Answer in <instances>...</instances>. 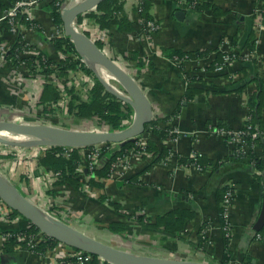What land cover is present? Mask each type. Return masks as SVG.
I'll return each instance as SVG.
<instances>
[{
	"label": "crops",
	"instance_id": "obj_1",
	"mask_svg": "<svg viewBox=\"0 0 264 264\" xmlns=\"http://www.w3.org/2000/svg\"><path fill=\"white\" fill-rule=\"evenodd\" d=\"M151 1L153 21L159 23L160 29L148 33L144 30L137 0H125L124 3L125 11L135 23L133 30L119 31L116 25L104 28L109 29L111 37L108 54L119 62L129 60L127 69L148 95L153 106V119L161 127L170 123L179 129L175 137L169 134V138L156 141L159 148H170L169 158L154 162L151 167L153 156L135 158L128 167L111 171L109 178L98 177L100 185L92 184L96 194L84 191V182L81 189L59 181L47 187L38 170L42 166L41 157L38 156L35 162L30 159V152L36 148L8 145V148L17 151L18 159L13 165L16 155L4 152L0 156V170L8 173L16 169L22 178L20 184L27 186L36 201L42 202V198H45L41 206L79 229H91L86 231L110 245L150 255H157L154 253L156 250L160 256L215 264H221L227 252L226 231L221 222L217 193L224 186H230L234 192V204L229 214L232 227L228 237L230 264H241L247 258L253 264H264V226L259 231L255 229L264 201V172L260 175L255 167L231 165L226 170L213 173L179 162L181 156L192 157L197 152L213 160L232 153L235 144L226 137L212 134L209 126L222 121L230 129L242 128L249 113L248 99L258 90V83L253 81L242 90H235L229 85L227 75L216 76L212 74L217 73L215 67L210 72L207 67H210L220 51L235 48L241 58L228 65L225 72L230 73L229 77L238 79L243 74L237 71L245 67L247 73L258 74L264 85V16L261 17L258 12L264 8V0H207L218 8L217 13L213 7L199 12L177 8L174 0ZM1 5L0 18L6 13ZM181 10L185 11V15L179 18L175 14ZM91 11L84 17H88L92 24L99 25L89 16ZM34 17L47 30L50 28L53 19L47 2L35 7ZM28 35L32 43L49 58H59L48 35L47 39L42 37L44 35L40 31H29ZM234 36L238 42L233 47L231 41ZM251 36L253 38L250 40ZM15 37L9 24L0 21V43L10 44ZM163 48L209 52L199 61L185 62L181 69L172 57L163 52ZM12 71L11 65L0 67V119L23 116L31 111L32 102H37L36 99L43 101L40 87H36L38 91L31 90L25 81L13 78ZM195 76L202 79L191 81ZM76 86L79 88L80 85ZM190 86L201 88L202 91L193 100L187 101L185 95ZM179 103H182L180 107ZM175 111L177 114H174ZM133 118L132 108L129 116L121 119L133 121ZM84 150H79V153ZM256 151L259 155L263 154L262 148H256ZM87 173L84 168L81 177L84 178ZM136 174H139L138 182H130L128 179ZM112 202L120 204L122 210L116 209ZM137 207L141 209L140 213L152 216L186 208L194 216L174 236L163 229L130 221L123 211ZM117 220L129 221V230L110 233L105 229L108 223ZM23 224L24 221H0V230L18 229ZM161 250L165 252L161 253ZM0 264L57 263L47 254H38L23 247L5 253L4 241L0 238ZM99 264L106 263L100 261Z\"/></svg>",
	"mask_w": 264,
	"mask_h": 264
},
{
	"label": "trees",
	"instance_id": "obj_2",
	"mask_svg": "<svg viewBox=\"0 0 264 264\" xmlns=\"http://www.w3.org/2000/svg\"><path fill=\"white\" fill-rule=\"evenodd\" d=\"M17 0H0L1 6L8 10L10 9ZM47 2L50 7V15L53 19V21L57 24H63L62 18H61V4L64 3V0H50V1H44ZM125 0H103L98 6L97 11H91L89 13V16L91 18H94V20L99 24L100 27H111L112 25H116L119 29V31H131L134 29V21L130 18L128 13L125 11L124 7ZM193 3V0H189V4ZM151 6L152 1L151 0H141V16L144 19V21L153 20V15L151 13ZM209 7H213V10L215 13L218 12V8L215 5H211L210 2H207V0H203L201 2H197L194 5H192L193 10L196 11H204L205 9H208ZM264 11V8H263ZM264 16V12H263ZM82 17V15L79 16ZM264 18V17H263ZM7 23V22H6ZM254 34V32H252ZM21 38L22 37H15L14 41L12 43V48L10 52L8 53V58L12 60V62L17 65L20 63L21 59L18 57L17 52L21 48ZM250 38V37H249ZM253 37L251 36L250 40ZM249 40V42H250ZM238 42V39L236 36L232 38L231 45L236 46V43ZM55 50L59 54V57L64 54L68 53H77L76 48L73 44V42L66 36L64 37H58L53 40ZM251 45V44H250ZM235 53H237L236 57L241 58L240 53L235 49ZM163 52L169 56L172 57V59L175 60V58H185L192 56L193 54L196 57L203 58L206 56V54L209 52V50L205 51H184L182 49H174V48H163ZM42 55L47 56L43 52H41ZM224 52L220 51L218 53V56L211 62L210 67L208 68V71H214V67H216L217 63H221L222 56ZM135 56L136 53H133ZM28 63H33L32 59H27ZM55 59H48V63L54 62ZM177 60V63L179 64V67L181 69L184 68V63L187 61H182L179 63ZM139 63L142 64V60L139 59ZM176 61V60H175ZM60 66H61V73L63 75H69L70 72L82 69L86 73L93 74L95 77L94 84L87 90V96L84 97L80 90L78 88L72 86L67 87V92L71 96V100L69 103V111L71 113H74L75 115L84 118V119H92L99 117L100 119L104 120L107 123L114 122V127H120V119L122 117H127L132 111V106L119 99L117 95L113 94L108 88L104 85V83L95 75L94 70L85 64H81L79 60H74L73 58L67 56L60 59ZM225 70L217 71V73H212L218 75H227V78L229 80V85L235 89V90H242L247 84L250 82H257L258 83V90L250 96L248 99L247 105L249 108L248 116L249 118L245 122L244 130L248 131V134H246L244 137V140L247 144H255L256 148H262L263 154L259 155L257 154L256 149H249L247 152H244L240 147L241 145L236 144L233 148V151L230 155L213 160L210 157H207L205 154L202 153H196L193 157H186L181 156L179 158V162L182 164L187 165H198L202 171L204 170H211L213 173H217L218 171L226 170L229 166L234 167H255L257 169H260L264 172V117L262 116V110L264 107V85L259 78L258 74L254 73H247L246 68H241L239 71L242 73V77H239L238 79H235L236 77H229L230 73L225 72ZM234 72V73H237ZM202 77L191 78V81L194 80H201ZM67 80V79H66ZM65 82V81H64ZM202 91L201 88L190 86L187 88L185 99L193 100L200 92ZM60 97V92L57 89L56 86L53 84H47L45 88L43 89L42 94V100L48 101V100H57ZM182 103L178 104V107H180ZM174 114H177V111L174 112ZM248 125L250 126L248 128ZM217 127H225L229 128L228 125H226L224 122L219 121L216 125ZM174 128V126H171L169 123L165 127H161L160 123L157 120L152 121V125L149 126L143 134L146 141H147V148L146 152L147 154H150L154 157L153 163L149 167H151L154 162H161L166 161L169 155L171 154V150L169 147H163L159 148L156 145V141L159 139H166L169 138L170 130ZM253 133H258V136L256 138L252 137ZM109 144V143H105ZM96 146V145H95ZM95 146H89V147H83L87 149L94 148ZM137 146V141L135 140H129L124 142L122 146V150L119 152L112 153L106 160V162L98 169H95L92 173V176L97 177H104L109 178L112 171V165L114 162H116V159L118 157H125L131 150L135 149ZM78 148H74L70 151L69 155H65L64 147L63 146H52L49 149L46 150V153L44 156L40 159V164L48 169H52L55 171L60 172L61 179L58 180L59 182L69 183L76 189H81L83 185V179L81 175L78 173L77 168L80 164L83 163V160L81 158V155L79 153ZM105 150V149H104ZM147 154H144V157L147 156ZM139 174H136L129 178L128 180L130 182L136 183L138 182ZM57 181V182H58ZM91 184L100 185L98 180H96V177L91 178ZM228 186H224L222 189H220L217 193V199L219 203V212L221 217V222L224 225L225 219L223 217V206L222 202L224 200V195L227 191ZM114 203V202H112ZM116 209H120V204H113ZM122 210V209H120ZM141 209L139 207L132 208L129 210H124L123 212L126 213V216L130 218V221L137 222L140 225L147 226V227H153V228H160L163 229L165 232L172 234L174 236L178 235L181 230L184 229L186 223L188 220H190L194 213L186 208L176 209L173 211H170L167 214H158L155 216L147 215L146 213H140ZM15 213L12 214L11 219L15 218L16 216H21L23 221L29 222L26 218H24L21 214H19L17 211H14ZM130 228V222L125 220H117V221H111L106 225V230L110 233H121V232H127ZM40 231L35 225H33L30 222V225L27 228L20 229V230H10L8 233L9 235L7 237V240L4 242V252L5 253H11L16 248V237L13 236V234H20L24 235L25 241L22 242V247L29 249L28 245V239L34 235H37ZM44 239L41 240L36 246H34L32 251L42 254L45 251H47L50 248L55 247L59 241L47 236L43 235ZM202 240V239H201ZM203 241V240H202ZM225 245H226V251L224 253V257L221 261V264H230L231 255L229 250V238L225 236ZM78 250V249H77ZM89 256L92 257V260L89 262V264H99L101 259H99L97 256L89 254ZM106 264V261H103ZM241 264H253L250 258H247V260L243 261Z\"/></svg>",
	"mask_w": 264,
	"mask_h": 264
},
{
	"label": "built area",
	"instance_id": "obj_3",
	"mask_svg": "<svg viewBox=\"0 0 264 264\" xmlns=\"http://www.w3.org/2000/svg\"><path fill=\"white\" fill-rule=\"evenodd\" d=\"M44 1H50V0H17L15 4L8 10H6V13L3 17L0 18L1 22H7L10 26L11 31H13L16 35V37H22L21 38V48L18 50L17 55L21 59L20 63L15 65L10 58H8V53L10 52L12 48V43H0V67H4L6 65H11L13 67L12 76L15 79H18L20 81H25L27 83V87L31 88V90L37 89L36 87H40V90H43L47 84H53L57 87V89L60 92V97L57 100H52L47 102H41L39 99H36L37 102H32L33 107H31V111H28L27 113H24L23 116H16L15 118H22L21 122L26 123H48L53 124L54 122H60L61 120L66 121L68 125L71 126L70 122L80 127L78 129L84 128L85 130H95V131H108V130H115V129H121L125 126H129V123H132V121H129L127 119H120V127H114V124L107 123L106 125H99L96 122H93L92 120H87L84 118H81L74 113H71L69 111V103L71 100L70 94L67 92V87H77L76 85H80L83 91H85L84 97L87 96V90L94 84L95 77L93 74L86 73L82 69H78L75 71L70 72L69 75H63L61 73V66H60V59L63 57H71L74 60H79L81 64H85L89 66L86 61L81 57V55L77 53H68L61 55L58 59H55L54 62L48 63V56L42 55L41 51L38 47H36L32 40L29 38L30 36H27V32L29 31H40V33L44 36H42L44 39L49 36L52 41L58 37H64L66 36L63 28V24H57L54 21H52V25L47 30V28L38 21H36L34 17V9L37 7L40 3ZM77 0H70L69 3H66V0H64V3L61 4V7L68 6L69 4L76 2ZM175 5L177 8L181 9H191L192 5H194L197 2H201L203 0H193V3L189 4V0H174ZM136 5L139 8V11H141V0H137ZM97 10V7L94 9ZM93 10V11H94ZM260 16L263 15V9L258 10ZM88 13V12H87ZM87 13L82 14L83 17H79L74 21L75 26L78 30L86 33L94 42L100 43L101 48L108 54V49L110 47L111 43V37H110V31L108 28L100 27L99 25H96L95 23L92 24L88 17H84ZM141 23L143 25L144 30L148 32L156 31L160 25H158L155 21L149 20L144 21L142 18ZM67 37V36H66ZM48 38V37H47ZM46 38V39H47ZM224 54L222 56L221 63H217L215 69L217 71L225 70V68L237 60V53H235L234 49H230L229 51H223ZM109 55V54H108ZM110 56V55H109ZM124 58V57H123ZM27 59H32L33 63H28ZM125 59V58H124ZM176 62L178 58H175ZM201 58L196 57L195 55L187 56L185 58H182L178 60L179 63L182 61H199ZM117 61V60H116ZM121 66H123L127 71V67L129 66V60L125 59L124 62L117 61ZM128 64L126 65V63ZM133 74L132 72H130ZM67 79V80H66ZM65 81V82H64ZM116 90H118L120 93L126 94V91L123 87H120L110 83ZM38 91V89H37ZM40 93V92H39ZM50 107V108H49ZM47 108V109H46ZM58 110L61 112L58 113ZM14 118V119H15ZM67 118V119H66ZM249 116H247V119ZM4 119H11V118H4ZM19 121V120H17ZM70 121V122H69ZM105 123V122H101ZM99 127H103L104 129H101ZM244 127H246L244 125ZM244 127L240 129H230L225 127H217L216 125H210L209 131L212 134H217L222 137H226L227 140H229L233 144L241 145V149L244 152H247L249 149H256L255 144H247L244 140V136L248 134V131L244 130ZM250 126L248 125V128ZM179 129L172 128L170 130V135H177L179 133ZM258 136V133H253L252 137L256 138ZM137 146L136 151L135 149L131 150L125 157H118L116 159V162L112 165V171L117 170L118 168L122 167H128L130 162L135 158H142L144 154H147L146 148H147V141L146 138L143 135H140L136 138ZM122 143H109V144H99L96 145L94 148H78L80 150L85 149L83 152H80L81 158L83 160V163L80 164L77 168L78 173L81 175L84 171V168L87 169L88 173L84 176L83 182V189L86 191H93V186L91 182L92 177H96V180L98 179L97 176H92V173L95 169L100 168L107 160V158L115 152H119L122 150ZM39 147V148H38ZM64 147V154L69 155L70 151L74 149V147L69 146H63ZM33 148H36V150H32L30 152V156L35 157L38 159L39 157H42L45 155L46 150L50 148V146H35ZM38 149V150H37ZM105 149V150H104ZM6 153H12L16 154V150L8 148L7 146H0V156ZM196 153L193 155L195 156ZM192 156V157H193ZM147 157H151L150 154H147ZM14 164L17 162L16 157H13ZM169 158V157H168ZM167 158V159H168ZM200 169L198 165H193ZM46 168V167H45ZM48 173L47 175H50L53 179L50 184L56 183L58 180L61 179V174L58 171L52 170V169H45ZM1 171V170H0ZM258 174H263V171L260 169H257L256 171ZM6 176L11 180L7 174ZM12 181V180H11ZM13 182V181H12ZM14 183V182H13ZM15 184V183H14ZM21 185V184H20ZM17 186V185H16ZM18 187V186H17ZM19 188V187H18ZM84 190V191H85ZM97 192H94L92 194H96ZM43 202V199H42ZM234 204V192L230 186H228L227 191L224 195V201H223V217L225 219V224L223 225L224 230L226 231V236L230 237L231 235V223L229 221V214L230 210ZM43 207V206H42ZM49 212V211H47ZM15 213L11 208H9L3 200L0 198V221L3 223H10L11 220L15 221H23L21 216H16L15 218L11 219L12 214ZM51 213V212H49ZM54 215L53 213H51ZM56 216V215H54ZM25 224L21 228H18L17 230H22L24 228H27L30 225V222L24 221ZM15 230V229H10ZM9 229L7 230H0V238L5 242L7 240V237L11 235L8 233ZM45 235L43 232H39L37 235H34L28 239V245L29 249H32L34 246H36L41 240L44 239ZM13 236L16 237V248H22V242L25 241L24 235L20 234H13ZM42 254H47L50 257L54 258L55 263L57 264H89V262L92 260V257L89 256V253L77 250L71 246H68L62 242H59L55 245V247L48 249ZM103 261V260H102Z\"/></svg>",
	"mask_w": 264,
	"mask_h": 264
},
{
	"label": "water",
	"instance_id": "obj_4",
	"mask_svg": "<svg viewBox=\"0 0 264 264\" xmlns=\"http://www.w3.org/2000/svg\"><path fill=\"white\" fill-rule=\"evenodd\" d=\"M103 0H77L63 7L61 18L66 36L73 42L76 51L94 70L95 75L119 99L129 103L134 109L132 123L124 128L95 131L73 129L48 123H26L15 119H0V133L10 132L21 139H5L0 142L19 147L69 146L83 148L105 143H122L135 140L152 125L153 106L137 79L109 56L86 33L77 29L74 21L82 14L94 10ZM181 18L185 11L175 14ZM96 65L104 67L124 88L120 93L97 71ZM0 198L13 211H17L35 225L45 235L75 249L97 256L109 264H215L207 261L166 257L132 252L117 248L99 238L75 227L74 225L47 212L40 205L25 196L19 188L0 171ZM264 226V201L255 229Z\"/></svg>",
	"mask_w": 264,
	"mask_h": 264
},
{
	"label": "rangeland",
	"instance_id": "obj_5",
	"mask_svg": "<svg viewBox=\"0 0 264 264\" xmlns=\"http://www.w3.org/2000/svg\"><path fill=\"white\" fill-rule=\"evenodd\" d=\"M70 2V0H66V3H69ZM156 22V21H155ZM157 23V22H156ZM158 25H159V23H157ZM158 29H160V26H159V28ZM100 47H101V45H100V43H97ZM97 76V75H96ZM112 76V75H111ZM109 83H112V84H115V85H117V86H119L118 84V82L112 77L111 79H108L107 80ZM78 90H80V92H81V94L84 96L85 95V91H82V88L79 86V88H78ZM61 111L60 110H58V113H60ZM4 116V115H3ZM1 118H6V117H1ZM9 118V117H8ZM67 119V118H66ZM15 120H19V121H21L22 120V118H15ZM89 120H92L93 122H96L97 124H99L100 126L101 125H106L107 124V122H105L104 120H102V119H100L99 117H96V118H92V119H89ZM133 120V119H132ZM70 122V121H69ZM101 122H105V123H101ZM113 124H114V122H112ZM70 124H71V126L70 125H68L67 123H66V121H64V120H61L60 122H54L53 123V125H58V126H62V127H67V128H73V129H78V128H80V127H77V126H75V125H73L71 122H70ZM120 124V123H119ZM131 123H129V125H130ZM125 127H127V126H125ZM99 128H101V129H104L103 127H99ZM124 128V127H123ZM82 129H84V128H82ZM2 145H4V146H8V145H6V144H3V143H1L0 142V146H2ZM33 148V147H32ZM39 148V147H38ZM16 155V154H15ZM30 159L31 160H33L34 162L36 161V158L35 157H33V156H30ZM41 165V164H40ZM40 169V171H41V179H42V181H43V183L48 187H50V183H51V181H52V177L50 176V175H47L48 173L46 172V168L44 167V166H40L39 168H38V170ZM5 174H7L10 178H12L11 180L15 183V185H17L18 187H19V190L21 191V193H23L25 196H27L29 199H31L32 201H34L35 203H37L38 205H40L41 206V204H42V202L40 201V200H38V201H36V197H34L35 195L33 194V193H29V190H28V188H27V186L26 185H24V186H22V185H20V183H21V180H22V178H21V176L19 175V172H16V169H12V170H9L8 171V173H6V172H4ZM35 182V181H34ZM44 185V186H45ZM85 190V189H84ZM86 191V190H85ZM44 194V193H43ZM40 198H42L41 196H40ZM43 199V202H45L46 200H45V198H42ZM53 204V203H52ZM54 206V205H53ZM42 207V206H41ZM69 207V206H68ZM42 208H44V207H42ZM46 211H49V212H51V210L50 209H46V208H44ZM53 214H55V213H53ZM5 230H7V229H5ZM81 230H83V231H85V232H87L88 233V231H86V230H91V229H89V228H87V227H81ZM90 234V233H89ZM157 248H160V247H157ZM156 251V250H155ZM154 251V253L155 254H160V253H157V252H155ZM159 251V250H158ZM150 252V251H149ZM161 253H164L165 251L164 250H161L160 251ZM168 252H166L165 254H167Z\"/></svg>",
	"mask_w": 264,
	"mask_h": 264
},
{
	"label": "bare ground",
	"instance_id": "obj_6",
	"mask_svg": "<svg viewBox=\"0 0 264 264\" xmlns=\"http://www.w3.org/2000/svg\"><path fill=\"white\" fill-rule=\"evenodd\" d=\"M96 69H97L98 73L105 80H108V79H111L112 78L111 74L104 67H102L100 65H96ZM0 137L5 138V139H11V140H13V139H21L20 137H17L14 134H12L10 132H6V131L1 132L0 133Z\"/></svg>",
	"mask_w": 264,
	"mask_h": 264
}]
</instances>
